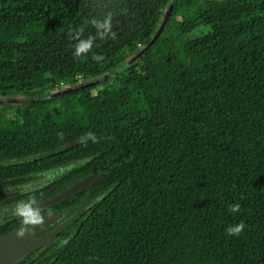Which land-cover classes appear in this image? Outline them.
I'll list each match as a JSON object with an SVG mask.
<instances>
[{
    "label": "trees",
    "instance_id": "obj_1",
    "mask_svg": "<svg viewBox=\"0 0 264 264\" xmlns=\"http://www.w3.org/2000/svg\"><path fill=\"white\" fill-rule=\"evenodd\" d=\"M80 162L0 203L104 175L41 264H264V0H0V190Z\"/></svg>",
    "mask_w": 264,
    "mask_h": 264
},
{
    "label": "water",
    "instance_id": "obj_2",
    "mask_svg": "<svg viewBox=\"0 0 264 264\" xmlns=\"http://www.w3.org/2000/svg\"><path fill=\"white\" fill-rule=\"evenodd\" d=\"M172 12H173V8H170L161 28L156 33L152 42L143 51H141L134 58V60L141 58L161 37V35L165 31V28L169 22ZM92 85L93 84H88L86 86L80 87L79 89L88 88V87H91ZM77 90L78 89H74L70 91H60V93H58L57 95L59 96V95L70 93L71 91H77ZM79 144H80L79 142L72 143L66 146L64 150L75 148ZM52 154H55V152H52ZM103 176H104L103 174H101L98 177L91 175L79 181L78 183H76L75 185L67 189L66 191L62 192L58 196L44 203L38 204V206L41 209V211H44L45 209L53 205L59 204L60 202L70 197H73L79 192L95 185L97 182H99L103 178ZM18 195H19L18 193H0V202L17 197ZM80 214L81 213H78L77 215L66 220L65 222L60 224L57 228H55L54 230H52L51 232H49L48 234H46L44 237H42L39 240L38 239L35 240L36 234L44 230L45 228H48L52 224L56 223L62 217L61 215L46 218L42 226L36 227L30 232V234L24 236L23 238H17L15 234L17 231L9 235H6L4 237H1L0 238V264H18L19 262H21L22 260L30 256L37 249L43 246H45L46 248H50L54 243V239L57 238L67 228H69Z\"/></svg>",
    "mask_w": 264,
    "mask_h": 264
},
{
    "label": "clouds",
    "instance_id": "obj_3",
    "mask_svg": "<svg viewBox=\"0 0 264 264\" xmlns=\"http://www.w3.org/2000/svg\"><path fill=\"white\" fill-rule=\"evenodd\" d=\"M91 25L98 30L103 29V33H99V39L106 38L107 34H111L110 38L115 39L116 34L112 32L111 18H106L103 21L93 20ZM74 39L77 40L75 44V51L73 53L76 57H81L86 55L91 51L93 43L96 39L95 36H89L87 39H80L79 35L75 36ZM93 61L103 60L102 56L93 55ZM61 138L63 134H60ZM89 138L93 139V142H97L96 138L92 133L87 134ZM241 210L239 204L231 205L229 211L232 213H238ZM13 215L16 216L20 221V227L15 233L17 238H23L24 236L30 234V232L36 227L42 226L45 222V215L38 206V201L35 196H30L26 200H20L12 210ZM245 228V224L241 221L235 226H229L227 228V233L229 236H239L242 230Z\"/></svg>",
    "mask_w": 264,
    "mask_h": 264
},
{
    "label": "flooded vegetation",
    "instance_id": "obj_4",
    "mask_svg": "<svg viewBox=\"0 0 264 264\" xmlns=\"http://www.w3.org/2000/svg\"><path fill=\"white\" fill-rule=\"evenodd\" d=\"M15 205L16 204H11V205L0 204V238L16 232L20 227L19 219L16 216H14L12 212ZM58 215H61L62 217L56 223L52 224L48 228H45L44 230L37 233L35 236V240L41 239L46 234H48L49 232L57 228L60 224L70 219L71 217L75 216L73 215L71 217H65L64 213H58V214H53V215H45V219L48 217H53V216H58ZM14 220H17V221H14ZM60 241L62 240L59 235L57 238L54 239V243L50 248H52L54 245H56ZM50 248H46L45 246H43L37 249L36 251H34L30 256H28L27 258H25L18 264H41L45 260L44 254Z\"/></svg>",
    "mask_w": 264,
    "mask_h": 264
},
{
    "label": "rangeland",
    "instance_id": "obj_5",
    "mask_svg": "<svg viewBox=\"0 0 264 264\" xmlns=\"http://www.w3.org/2000/svg\"><path fill=\"white\" fill-rule=\"evenodd\" d=\"M67 89L68 88L66 86H62L61 89H59L57 92L65 91ZM18 102H19V100H18ZM40 113H41L43 120H45L46 122L51 121L49 114L46 112L45 108H41ZM81 164H82V162L74 163V164H71L68 166L58 167V168L53 169L51 171L37 175L35 177V179L28 184H25L23 186L10 187V188L4 189V190H0V193H18V194L28 193L30 191L39 189V188L47 185L48 183H50V182L54 181L55 179L63 176L64 174H66L67 172H69L70 170L74 169L75 167H77ZM71 214H72L71 212H68L66 214V216H70Z\"/></svg>",
    "mask_w": 264,
    "mask_h": 264
}]
</instances>
